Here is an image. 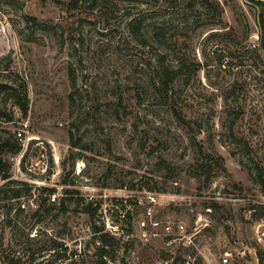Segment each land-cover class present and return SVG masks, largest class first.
Returning a JSON list of instances; mask_svg holds the SVG:
<instances>
[{
	"label": "rangeland",
	"instance_id": "374dc122",
	"mask_svg": "<svg viewBox=\"0 0 264 264\" xmlns=\"http://www.w3.org/2000/svg\"><path fill=\"white\" fill-rule=\"evenodd\" d=\"M263 36L264 0H0V264H71L56 241L94 264L95 225L113 264H172L151 217L192 235L173 264H264ZM24 124L19 156L1 144Z\"/></svg>",
	"mask_w": 264,
	"mask_h": 264
},
{
	"label": "trees",
	"instance_id": "16d2710c",
	"mask_svg": "<svg viewBox=\"0 0 264 264\" xmlns=\"http://www.w3.org/2000/svg\"><path fill=\"white\" fill-rule=\"evenodd\" d=\"M263 42H264V36H263ZM175 71H173L170 67L167 66H160L157 69V74L155 76V79L153 81V84L157 90H159L161 93L164 92V94L171 98L172 96L170 95V86L174 81L175 78ZM22 109L26 111V105L22 104L20 101H18ZM1 112V110H0ZM175 117L180 121V122H185L186 119L182 116V111L178 110L177 108L173 109ZM0 117H8L9 120H11L12 117H9V115H5L3 113H0ZM4 148L6 147L8 151L12 154H18L21 152L23 146L22 143H20L16 138L13 136H10L8 139L4 140V142L1 144ZM221 168H224L222 164H220ZM12 165H10L7 161L4 160L2 155L0 154V177L2 179H10L11 178V173H10V168ZM211 179V178H210ZM12 182V181H9ZM24 185H28L27 183H24ZM43 191H48L49 194L54 192V189L50 188H42ZM20 192L19 190H14L13 194H11V198L19 197ZM55 206H50V209L48 211H51ZM60 209L62 211H67L68 207L65 202H62L60 205ZM94 235L97 236V240L100 241V246L97 247V251L95 252V255L97 257L96 261L94 264H113L112 261L107 259V255L109 254V251L107 249V246H114L115 242L117 241V237L106 231L103 227H99L95 225L93 227ZM52 249L57 250L56 251V256L58 260H64V259H71L72 263L74 264L76 262H79L82 260L83 256L81 254H78L76 251L68 253V248L63 247V244L60 242H55L54 245L52 246ZM41 254V251H39ZM111 260H114V258ZM178 259L175 258L174 262H176ZM35 261V257H33L30 260V264H33ZM263 261V257H262ZM84 262V260H83ZM114 262V261H113ZM42 262H39L38 264H41ZM9 264H21L20 260H11Z\"/></svg>",
	"mask_w": 264,
	"mask_h": 264
},
{
	"label": "built area",
	"instance_id": "2783aa9c",
	"mask_svg": "<svg viewBox=\"0 0 264 264\" xmlns=\"http://www.w3.org/2000/svg\"><path fill=\"white\" fill-rule=\"evenodd\" d=\"M24 127L21 129H18L16 133V139L22 143V146L24 145V141L26 139V133L28 126L26 124L23 125ZM29 141H32V139L29 137L27 138ZM36 148H38L40 151V156L42 161H46L48 158V152H47V145L42 140H37L35 144ZM24 147L22 148L21 152L19 153V156H24ZM18 156L11 157L12 160H18ZM46 170V169H45ZM52 199L53 203L56 201V195L50 194L49 200ZM149 206L147 208V215L152 216V203L155 202V196L150 195L149 196ZM140 229L142 231V238L145 240V242L150 243L156 240H163L164 244L168 247L167 252H169V260H172V264L174 263L175 257L172 256L173 252L172 249L175 247L177 242H180L181 244L185 246H190L192 243H194L192 239V235H189L184 223H179L176 225V227L171 223H162L159 220L150 218L149 221L146 219L142 220L140 223ZM256 240L258 243L263 244L264 243V226L259 225L256 228ZM99 243L100 241L97 240ZM231 256L230 253H225L221 259L220 264H231ZM65 260V259H64ZM62 264V263H57ZM167 264H169L167 262ZM182 264H200L197 261V256L188 254L184 256Z\"/></svg>",
	"mask_w": 264,
	"mask_h": 264
}]
</instances>
